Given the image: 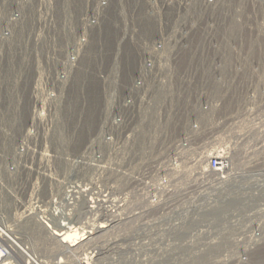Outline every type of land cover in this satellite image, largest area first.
<instances>
[{
  "label": "built area",
  "instance_id": "2783aa9c",
  "mask_svg": "<svg viewBox=\"0 0 264 264\" xmlns=\"http://www.w3.org/2000/svg\"><path fill=\"white\" fill-rule=\"evenodd\" d=\"M18 1L6 0L8 11L0 3V61L2 53L6 57L0 96L6 101L17 76L18 87L25 80L17 112L26 109L15 116L16 127L26 129L16 139L19 159L0 169V208L4 195L9 209L0 210V260L15 264L18 250L26 264H35L17 224L73 229L85 190H69L65 207L55 197L46 203L45 155L23 143L46 142L49 129L60 127L90 34L111 8L109 0ZM125 2L115 0L114 27L122 35L115 62L126 42L132 74L119 86L118 71L112 89L104 90L98 134L88 141L101 145L105 169L116 171L121 205L169 208L175 176L186 185L219 186L230 178L234 160L263 161L255 173L264 175V0H150L152 40L144 34L139 46L133 39L136 8L127 15ZM44 80L52 85L42 87ZM92 204L86 202L90 211ZM260 237L264 241V233Z\"/></svg>",
  "mask_w": 264,
  "mask_h": 264
},
{
  "label": "rangeland",
  "instance_id": "374dc122",
  "mask_svg": "<svg viewBox=\"0 0 264 264\" xmlns=\"http://www.w3.org/2000/svg\"><path fill=\"white\" fill-rule=\"evenodd\" d=\"M3 1L2 5L8 11L6 0H0V3ZM17 2L19 1L11 0L13 4ZM71 2L79 4V0ZM136 2L137 0H126L125 5L127 15L136 8L133 39L139 46L144 34L149 35L147 41L152 40L150 35L152 29L149 26L150 22L147 21L150 0H138L137 4ZM109 4L111 9L105 15L100 30L93 28L78 67V70L84 69L89 75H93L98 88L99 105L93 129L82 137L83 140L77 143L76 148L72 146L75 138L67 132L65 143H55V136L59 130L56 128L49 129V134L52 133L46 142L23 143L29 151L45 155L43 197L46 203L55 197L57 201H61L62 208L65 207L64 198L69 190L77 187L85 190V197L78 198L76 202L72 224L75 229L78 228V233L82 230L79 233L81 237L77 240V245L66 250L46 235V230L42 226L28 220L16 223L20 232L28 236V239L21 237V243L28 242L34 251L35 259L42 264H55L58 260L61 261L60 264H264V241L260 239L264 233V175L255 173L261 169L263 161H232L231 169L234 170L230 173V178L219 186H207L200 181L186 185L182 175L175 176L169 208L150 210L121 205L116 171L105 169L100 144L94 142L93 145H88L90 138L93 139L98 134L104 90L112 89L118 71L120 80L118 79L117 85H126L134 66L132 53L128 50L126 42L120 49L122 53L118 59L120 63L121 55L124 49H127L128 65L131 67H127L126 70L119 68L116 73L106 78L102 67L91 68L84 64L89 50L105 36V33L108 36L110 34L109 39L112 40L111 55L116 49L115 40L121 38L118 33L119 27L117 31L114 27L115 0H109ZM9 14L10 12H7L4 15L9 19ZM4 54L2 53L3 59L0 61L1 73L5 70ZM14 68L18 73L23 70L16 65ZM76 73L69 85L67 102L72 97ZM101 77L106 81L104 82ZM50 81L44 80L42 87H50L52 85ZM18 82L19 78L14 76V88L8 89L6 101L3 102V97L1 99L0 96L1 170L15 165L17 157L14 158L13 152L17 147L16 139L26 130L24 126L16 127L15 116L18 119L21 111L26 110L20 108L17 112L19 109L16 99L25 86V80L21 81L19 87L16 85ZM8 100L10 108H7ZM26 103L27 99L24 107ZM63 116L62 112V121L58 128H64ZM12 120L16 121L14 125L11 124ZM242 169L245 171L244 174H241ZM248 171L251 173H247ZM3 197L4 203L0 210L8 213V200L4 195ZM87 200L93 202L91 211H88L89 205L86 206ZM162 216L167 218L163 219ZM57 220L53 221L55 228L60 223V219ZM96 224L103 225V228L94 230ZM252 248L257 249L248 253ZM19 258L18 254L13 256L15 264H26V260ZM5 262L8 263V260Z\"/></svg>",
  "mask_w": 264,
  "mask_h": 264
},
{
  "label": "bare ground",
  "instance_id": "6f19581e",
  "mask_svg": "<svg viewBox=\"0 0 264 264\" xmlns=\"http://www.w3.org/2000/svg\"><path fill=\"white\" fill-rule=\"evenodd\" d=\"M117 8H118V10L121 9L122 5H117ZM109 36H110V34H109ZM109 36L107 33H105V36L101 37V39L98 40V42L96 43L95 46L93 45V47L89 50V53L88 54L86 53L87 55H86L85 60H84L85 61L84 64L86 67H91V68L102 67L106 78L111 76L113 73H116V71L119 68L126 70L127 67H131L130 65H128L129 56H128L127 49H124L123 55H121V58H120V63L115 62V54H116L117 48L114 50V52H113L114 54L111 55L110 53H111V48H112V40L109 39ZM120 41H121V39L115 40V42H116L115 44L117 45V43H119ZM94 63H96L95 66H94ZM122 75H123L122 77H124V72H122ZM92 76L93 75H91V74L89 75L88 72H86V70H84V69L83 70L82 69L77 70L76 76L74 78L75 79V86L73 87V90H72L73 91L72 97L70 98L69 102H67L66 107L63 111V115H64L63 117L64 118H63L62 124H63L64 128H58L59 130L57 131V135L55 136V141H56V142L54 141L55 143H57V142L65 143L66 142L65 132H67L68 134H70L71 137L75 138L72 146H73V148H76L77 143L80 142L81 139L83 140L82 137L85 136V134L87 132L89 133V131L93 129L95 117H96V111H97V107L99 105V95L97 92L98 91L97 84L95 82V79ZM105 81H106V79H105ZM6 103H7V108H10V101L8 100ZM9 113H11V112H9ZM14 114H15V111H14ZM14 122H16V121L12 120L11 124L14 125L15 124ZM232 170H233V168L231 169V172H232ZM230 173L228 172V175ZM81 193L82 192L79 191L78 194H81ZM101 202H103V200ZM43 228L46 230L45 227H43ZM92 228H94V227H92ZM102 228H103V225H97L94 230H96V229L101 230ZM51 229L53 230V231L51 230V232H47V230H46V235H48L51 239H53L54 242L58 246L63 247L66 250H69L70 247H73V246L78 244L77 240H79L81 237L79 235V233L82 231L81 230L78 233V228L75 229L74 226H73V229H71V227L66 228L64 226L60 227L57 230H54L53 228H51ZM67 244H70V246ZM16 254H18V256L23 261H25V260L27 261V257L24 254H22L21 252H19L18 250L16 251ZM6 260L7 259L0 261V264H9V263L5 262ZM26 261H25V263H26ZM60 263H61L60 260L55 262V264H60ZM35 264H42V262L39 263V261L36 259Z\"/></svg>",
  "mask_w": 264,
  "mask_h": 264
}]
</instances>
